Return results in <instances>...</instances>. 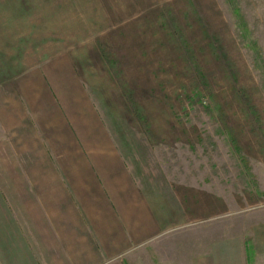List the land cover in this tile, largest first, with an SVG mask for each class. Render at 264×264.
<instances>
[{
    "label": "rangeland",
    "instance_id": "rangeland-1",
    "mask_svg": "<svg viewBox=\"0 0 264 264\" xmlns=\"http://www.w3.org/2000/svg\"><path fill=\"white\" fill-rule=\"evenodd\" d=\"M53 52L135 171L264 205V0H0V77Z\"/></svg>",
    "mask_w": 264,
    "mask_h": 264
},
{
    "label": "crops",
    "instance_id": "crops-1",
    "mask_svg": "<svg viewBox=\"0 0 264 264\" xmlns=\"http://www.w3.org/2000/svg\"><path fill=\"white\" fill-rule=\"evenodd\" d=\"M8 67L0 264H264V205L242 211L240 193L207 168L135 171L72 56Z\"/></svg>",
    "mask_w": 264,
    "mask_h": 264
}]
</instances>
